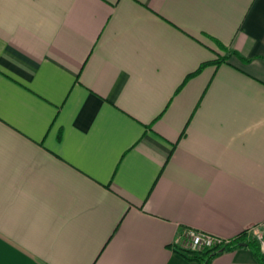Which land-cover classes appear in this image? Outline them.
I'll list each match as a JSON object with an SVG mask.
<instances>
[{
  "label": "crops",
  "instance_id": "0c3cea01",
  "mask_svg": "<svg viewBox=\"0 0 264 264\" xmlns=\"http://www.w3.org/2000/svg\"><path fill=\"white\" fill-rule=\"evenodd\" d=\"M263 221L264 0H0V264H198L186 229Z\"/></svg>",
  "mask_w": 264,
  "mask_h": 264
},
{
  "label": "built area",
  "instance_id": "2783aa9c",
  "mask_svg": "<svg viewBox=\"0 0 264 264\" xmlns=\"http://www.w3.org/2000/svg\"><path fill=\"white\" fill-rule=\"evenodd\" d=\"M247 232L260 243L262 252H264V221L251 227ZM175 243L185 251L202 252L213 248L220 249L233 246L235 240L223 239L210 233L189 228L182 232Z\"/></svg>",
  "mask_w": 264,
  "mask_h": 264
},
{
  "label": "trees",
  "instance_id": "16d2710c",
  "mask_svg": "<svg viewBox=\"0 0 264 264\" xmlns=\"http://www.w3.org/2000/svg\"><path fill=\"white\" fill-rule=\"evenodd\" d=\"M216 62L218 63L219 60H217ZM242 246H251L255 251L259 263L264 264V252H262L260 243L252 237L248 238L247 233H243L241 236L236 238L234 245L230 247L220 249L213 248L202 252L181 251L179 249H177V251L181 252L188 259L196 261L198 264H210L211 261L223 251Z\"/></svg>",
  "mask_w": 264,
  "mask_h": 264
}]
</instances>
